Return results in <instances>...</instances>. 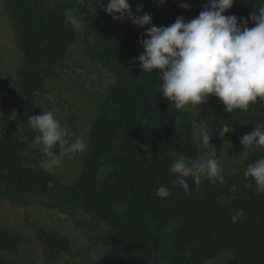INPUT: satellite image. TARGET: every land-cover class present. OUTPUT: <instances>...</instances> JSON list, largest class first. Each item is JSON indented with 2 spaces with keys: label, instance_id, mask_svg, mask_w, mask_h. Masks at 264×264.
Listing matches in <instances>:
<instances>
[{
  "label": "trees",
  "instance_id": "obj_1",
  "mask_svg": "<svg viewBox=\"0 0 264 264\" xmlns=\"http://www.w3.org/2000/svg\"><path fill=\"white\" fill-rule=\"evenodd\" d=\"M12 21L21 62L10 91L16 113L3 125L0 136V198L16 205L37 202L60 207L73 215L104 225L95 236L106 247L100 264H208L228 252L230 264H264V194H256L244 171L264 157V150L249 151L241 168L224 174L226 183L202 180L198 190L188 178L186 191L174 185L170 172L175 155L196 159L199 145L193 125L182 111L170 107L162 96L158 70L143 73L136 59L143 53L137 26L124 18L114 20L95 0H1ZM109 0H104L105 5ZM264 0H235L226 13L243 21ZM136 13L141 0H129ZM163 6L173 10L171 25L179 15L177 0ZM73 9L85 21L84 64H104L118 75V82L105 89L109 111L97 112L80 179L65 183L50 171L30 167L26 152L36 133L27 124L39 115L36 97L44 78L54 74L69 50L71 35L64 11ZM225 13V14H226ZM147 38V37H144ZM212 118L208 125L218 134L221 125L230 128L224 138H240L264 122V104L248 111L228 113L216 97L209 99ZM20 129V131H19ZM241 144V143H240ZM112 169L101 176L100 169ZM237 191H231L232 186ZM223 195L224 203H218ZM242 208L244 217L231 216ZM37 237L55 261L62 251H71L66 236L40 227ZM21 235L0 230V250L18 252ZM0 264H20L0 253Z\"/></svg>",
  "mask_w": 264,
  "mask_h": 264
},
{
  "label": "clouds",
  "instance_id": "obj_2",
  "mask_svg": "<svg viewBox=\"0 0 264 264\" xmlns=\"http://www.w3.org/2000/svg\"><path fill=\"white\" fill-rule=\"evenodd\" d=\"M234 3L235 0H208L197 17L187 22L177 17L171 25L161 27L153 23L150 14H134L129 0H109L106 5L104 0H95L89 7L97 13L99 6L117 21L127 18L137 27L150 26L141 38L144 51L136 59L143 73L158 70L162 80L160 91L170 107L176 111H198L199 105L216 97L224 110L232 114L248 111L256 103L264 104V2L250 14L251 27L247 18L241 22L235 15H225ZM181 7L188 9L189 5ZM140 12L142 6L136 9V13ZM64 16L66 25L73 30L81 28V18L73 9H66ZM27 124L36 133L32 146L45 157V170L60 166L66 155L86 150L83 139L72 140L73 132L62 126L52 110L29 116ZM254 125L251 133L240 138L243 156L249 151L264 150V122ZM221 126L218 134L223 138L232 130L227 124ZM212 131L213 128L201 124L193 139L202 155L196 159L175 155L170 165L175 177L172 183L186 193L190 188L188 178L195 183L196 190L205 179L212 184L226 183L216 148L211 144ZM244 177L248 181L245 187L254 186L256 194H264V157L248 164ZM237 190L233 185L231 191ZM224 199L221 195L218 203H224ZM243 217L244 210L240 208L231 219L236 222Z\"/></svg>",
  "mask_w": 264,
  "mask_h": 264
},
{
  "label": "rangeland",
  "instance_id": "obj_3",
  "mask_svg": "<svg viewBox=\"0 0 264 264\" xmlns=\"http://www.w3.org/2000/svg\"><path fill=\"white\" fill-rule=\"evenodd\" d=\"M177 1L180 9L178 17H183L186 22L197 17L208 3V0ZM141 2L142 12L139 15L150 14L157 27L169 25L172 9L163 6L160 0H141ZM182 4H188L189 8L181 7ZM81 25L79 30H73L66 25L71 35L69 50L63 64L57 66L54 74L44 78L43 90L36 97L39 115L43 110H52L62 126L73 132L71 139L81 137L87 145L83 153L66 155L60 166L46 170L58 175L68 184L78 181L82 175L89 136L97 112L101 108L109 111L112 107L107 102L105 89L117 84L119 80L116 73L108 70L100 62L91 66H89L90 62L84 64L87 59L86 45L83 41L86 24L82 18ZM148 27L150 26L137 27V35L143 36ZM20 62L21 53L16 43L13 24L0 0V136L4 132L3 125L10 122L16 113L10 91ZM182 112L192 122L193 135L201 124L210 128L208 122L213 113L209 100L199 105L198 111ZM211 137V144L216 148L223 174L237 172L248 157V153L246 156L242 155L243 146L235 140L221 138L213 132ZM26 154L28 166L45 170L42 166L45 157L38 148H34L31 144ZM200 155H202L201 148ZM111 169L110 166L102 167L101 176H105ZM40 227L66 236L71 251H62L55 261H48L47 250L37 237V229ZM103 227L104 225L98 222H89L86 217L73 215L60 207H49L37 202L16 205L0 198V230L21 235L17 253L5 254L1 250L0 253L20 264H100L105 260L106 247L96 238L95 233ZM231 261L232 255L223 252L207 263L230 264Z\"/></svg>",
  "mask_w": 264,
  "mask_h": 264
}]
</instances>
